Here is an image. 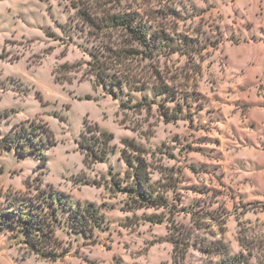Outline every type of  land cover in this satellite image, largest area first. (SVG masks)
<instances>
[{
    "label": "rangeland",
    "instance_id": "obj_1",
    "mask_svg": "<svg viewBox=\"0 0 264 264\" xmlns=\"http://www.w3.org/2000/svg\"><path fill=\"white\" fill-rule=\"evenodd\" d=\"M0 223V264H264V0H0Z\"/></svg>",
    "mask_w": 264,
    "mask_h": 264
},
{
    "label": "trees",
    "instance_id": "obj_2",
    "mask_svg": "<svg viewBox=\"0 0 264 264\" xmlns=\"http://www.w3.org/2000/svg\"><path fill=\"white\" fill-rule=\"evenodd\" d=\"M127 27L136 35V38L138 41L142 43L146 42L145 34H142L139 32V30H136V28L132 24L127 25ZM111 80L112 79H108V81H105L106 85L113 86V87L116 86ZM102 138H103L102 140L104 141V144L108 145L110 142V138L106 134H102ZM28 143L34 144V141L30 137H28L27 140H25V142L20 143V146H26ZM90 144H92V146H90V148H87L88 149L87 155L93 157L96 161L104 162L109 152H103L99 154L96 152V149H95L96 143H90ZM82 146L83 145H81V148H83ZM24 152L25 151H23L22 154H25ZM39 156H43V155L40 153ZM130 164H132V162H130ZM132 178L134 179V181L130 183L126 189H123V190L129 191L130 193L137 195L138 198L142 202H145L151 207H155L154 203L156 202V198L154 197V192H151V186L146 184L144 176L141 173H139V167H136V172L134 173ZM9 215L12 216L13 214H9ZM14 215H15L14 220H17L23 224L24 233L27 236L26 243L28 244L29 247H31L33 253L37 255H46L45 251L42 250V247H45L46 245H41L43 239L45 243H47V247L48 248L50 247L52 250L53 248L52 245L53 243H55V240H54L55 232L53 231L51 224L48 225L46 223H43L39 218L33 216L32 214H29L26 217L19 216L17 214H14ZM10 216L6 217V220ZM76 216H77L76 218L78 219V221L81 222L82 224H84L85 221H90V220H92L96 226H99L100 224L99 223L100 222L99 213L93 206L86 207L84 209L78 208L76 211ZM7 224L10 225V223H7ZM6 226H7L6 223L5 224L0 223L1 229H5ZM80 230L81 231L83 230L84 233L87 232L85 228H82ZM169 242L174 245V250H173L174 264H178L179 262L183 264L185 255H182V257L179 258V260L176 257L177 251L179 249L178 242L172 238L170 239ZM211 248L212 249L209 251L208 250H204V251L213 256H217L218 258H220V264H252L250 260L245 259L242 255L241 256L231 255L228 247L224 245V243L222 242H219L216 245L211 246ZM204 251L202 250V252ZM53 256L57 257V255H53Z\"/></svg>",
    "mask_w": 264,
    "mask_h": 264
},
{
    "label": "crops",
    "instance_id": "obj_3",
    "mask_svg": "<svg viewBox=\"0 0 264 264\" xmlns=\"http://www.w3.org/2000/svg\"><path fill=\"white\" fill-rule=\"evenodd\" d=\"M251 75H252L251 77H254V76L256 77L258 75V72H253Z\"/></svg>",
    "mask_w": 264,
    "mask_h": 264
}]
</instances>
